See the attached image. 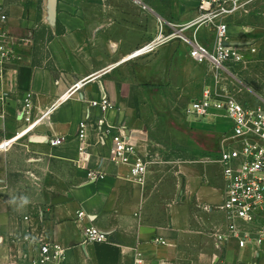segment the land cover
Returning <instances> with one entry per match:
<instances>
[{
  "label": "crops",
  "instance_id": "1",
  "mask_svg": "<svg viewBox=\"0 0 264 264\" xmlns=\"http://www.w3.org/2000/svg\"><path fill=\"white\" fill-rule=\"evenodd\" d=\"M47 4L40 0L43 18L30 21L31 30L22 38L31 57L7 66L0 79V144L19 135L12 145L0 147V210H34L21 222L13 221L11 212L0 211V264H22L24 257L36 254L40 239L66 248L64 264H263L264 252L256 256L252 248H241L236 240L219 243L216 236L228 223L220 207L226 182L218 161L224 130L217 129L228 118L187 112L202 94L205 65L193 60L188 47L177 40L153 54L124 60L153 39L158 19L183 24L195 18L199 0H58L55 25L48 20ZM0 5L7 9L4 0ZM20 9L23 13L25 6ZM20 19L26 27L27 19ZM46 23L52 30H39ZM237 27L231 25L232 34L246 39L247 27ZM203 28L211 34L206 43L212 47L213 29L200 31ZM136 71L156 88H184L183 80L195 83V76L196 83L201 82L184 113L194 131L214 138L193 146L198 156L166 159L149 128L139 126L127 105ZM89 76L93 79L80 92L62 100L75 82ZM103 94L115 103L113 110L103 112L92 105ZM102 118L116 130L122 125L140 153L152 161L143 184L132 178L130 164L111 159L113 142L100 130ZM83 121L88 124L85 139L79 137ZM54 137L63 142L52 146ZM83 145L85 154L80 151ZM56 164L64 171L66 166L74 170V175H64L65 185L60 187L52 183L58 176ZM18 172L36 178L31 189L20 185L9 190ZM56 191L69 200L52 204ZM40 211L45 217L38 221ZM79 211L85 215L79 217ZM92 225L106 232L109 241L83 244V234ZM30 227L37 237L21 239Z\"/></svg>",
  "mask_w": 264,
  "mask_h": 264
},
{
  "label": "built area",
  "instance_id": "2",
  "mask_svg": "<svg viewBox=\"0 0 264 264\" xmlns=\"http://www.w3.org/2000/svg\"><path fill=\"white\" fill-rule=\"evenodd\" d=\"M246 3L241 0H199V14L195 18L183 24L160 19L155 38L132 51L124 60L153 53L162 45L179 40L189 46L193 60L209 66L211 81L204 86L201 96L191 101L187 112L200 117L219 113L232 122L231 127L220 133L218 161L226 182L224 202L220 207L225 211L228 223L225 232L216 236L219 243L236 240L241 248L250 247L259 256L264 252V96L251 93V99L243 98V86L246 84L240 79L237 69L244 58L238 46L230 43L229 18L243 10ZM8 23V13L0 5V79L4 69L16 64L20 58L17 46L23 40L12 34ZM202 27L213 29L211 48L199 39ZM118 64L111 65L110 69ZM92 79L89 76L75 82L62 100L80 92ZM26 105L31 106L30 99ZM92 105L103 112L115 108V103L107 94L93 100ZM98 122L101 132L112 138L111 159L130 164L132 178L143 184L152 162L150 158L140 153L122 125L116 130L103 118ZM87 128V122L80 123L81 139L86 138ZM18 136L0 144V147L12 145ZM62 142L63 138L50 139L52 146ZM80 151L85 154L87 146L80 147ZM78 215L83 217L85 212L79 211ZM44 217L45 213L40 211L36 218L41 221ZM107 241L108 234L92 225L85 230L82 243ZM1 243L3 239L0 238ZM38 244L36 254L31 258L24 257L22 264H64V246L50 239H40Z\"/></svg>",
  "mask_w": 264,
  "mask_h": 264
},
{
  "label": "rangeland",
  "instance_id": "3",
  "mask_svg": "<svg viewBox=\"0 0 264 264\" xmlns=\"http://www.w3.org/2000/svg\"><path fill=\"white\" fill-rule=\"evenodd\" d=\"M241 2H247L244 9L229 18V21L231 25L238 26L237 29L239 30L244 31L246 30L245 27H247L248 35L246 39L241 40L244 36L234 33L232 34V30H230V38L233 41L238 42L237 46L238 48L240 47L239 51L244 58V61L237 69L240 79L246 84L245 87L243 86V98L251 99V93H259L264 96V0H241ZM4 3L7 8V13L10 15V24L13 28V31L11 32L18 38L28 36V33L31 30L29 25L32 23L30 21H35L36 19L39 20L40 17L41 19L43 18L40 0H4ZM22 6H25V11L23 13L20 11L22 10L20 9ZM21 15L28 21H25L27 25H25L26 27H23L22 24L19 23L21 22ZM48 26V23H46L45 27L41 25L39 30H52ZM158 26L159 19L157 21L156 35L158 32ZM210 35V32H205V29L203 28L200 31L199 39L207 45L206 42L211 41ZM155 36L153 38H155ZM19 42L20 43L17 46V54L20 58L17 59V63L23 62L24 58H29L31 57L29 55L32 54L31 48H28L27 45H23V40L22 42ZM177 42H179V40H177ZM181 43L184 44L183 42ZM186 46L188 47L189 53L190 48L188 45ZM203 65H205V67L201 66V72L205 74L206 85L210 83L211 77L209 66H206V64ZM191 74L192 70L189 72L190 76ZM135 79L133 87H129V89L127 88L130 91L129 99H131L127 105L129 106L132 115L139 123V126H147L149 128L151 136L155 141H158V146L163 149V156L166 159L190 160L194 156H198V153L196 155V152L193 150L195 144H202L204 146L207 143L214 141V138L209 134L206 135L194 131L189 126L186 119H184L186 118L184 113L189 104L188 101L196 96L195 91L202 85L201 82L196 83V76L194 78L195 83L192 82L190 78H185L183 80L186 84L184 88L176 85L161 86L157 88L149 86L142 78H140V73L138 71L135 73ZM185 81L188 82L186 83ZM219 125L220 126L217 127L218 130H227L232 126V122L230 119L222 120V123ZM55 170L57 171L58 176H56L57 179L52 181V183H55L58 187L65 185L64 183H61L64 179V175L67 177L74 175L73 168L69 166H66V171H64L62 165L56 164ZM35 179L36 178L31 174L27 175V173L19 172L14 173L9 190L16 191L20 185H23L25 190L31 189ZM22 188L23 187H21V189ZM61 194L65 195L62 191L53 192L50 202H52V198ZM0 211L11 212L12 214L10 213V217H13V221L21 222L28 219L29 216H27V214L33 213L34 210H14V212L11 210ZM29 221L30 224L35 222L31 217ZM32 230L33 228L30 227V230L21 235L22 238H20L25 241L36 238L38 234H33Z\"/></svg>",
  "mask_w": 264,
  "mask_h": 264
},
{
  "label": "water",
  "instance_id": "4",
  "mask_svg": "<svg viewBox=\"0 0 264 264\" xmlns=\"http://www.w3.org/2000/svg\"><path fill=\"white\" fill-rule=\"evenodd\" d=\"M57 8H58V0H48V4H47L48 20L52 25L56 24ZM230 43L235 46L238 45V42H230ZM68 200H69L68 196L61 194L52 198V204H58Z\"/></svg>",
  "mask_w": 264,
  "mask_h": 264
}]
</instances>
